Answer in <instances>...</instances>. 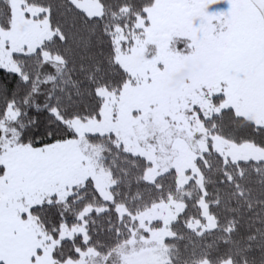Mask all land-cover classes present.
I'll use <instances>...</instances> for the list:
<instances>
[{
  "label": "snow or ice",
  "instance_id": "obj_1",
  "mask_svg": "<svg viewBox=\"0 0 264 264\" xmlns=\"http://www.w3.org/2000/svg\"><path fill=\"white\" fill-rule=\"evenodd\" d=\"M0 264H264V0H0Z\"/></svg>",
  "mask_w": 264,
  "mask_h": 264
}]
</instances>
